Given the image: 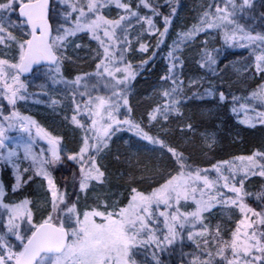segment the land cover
I'll return each instance as SVG.
<instances>
[{
	"label": "snow or ice",
	"instance_id": "1",
	"mask_svg": "<svg viewBox=\"0 0 264 264\" xmlns=\"http://www.w3.org/2000/svg\"><path fill=\"white\" fill-rule=\"evenodd\" d=\"M253 8L210 0L168 43L178 0H0V264H264V143L222 157L215 130L229 112L264 129ZM236 47L250 57L226 81L221 49ZM161 52L137 114L136 82ZM29 102L66 130L24 114Z\"/></svg>",
	"mask_w": 264,
	"mask_h": 264
},
{
	"label": "trees",
	"instance_id": "2",
	"mask_svg": "<svg viewBox=\"0 0 264 264\" xmlns=\"http://www.w3.org/2000/svg\"><path fill=\"white\" fill-rule=\"evenodd\" d=\"M161 3L162 0H160ZM210 2V0H209ZM252 3L254 6H264V0H253ZM253 10V9H252ZM250 11L251 13L249 14L251 17H254V19L250 18L247 20V23L250 24L252 27L256 25L255 30L256 31H264V17H261L259 14H253V11ZM181 26V25H180ZM178 25L175 24V30L178 31ZM172 35H175L173 31L171 32ZM169 42V40H168ZM154 44V41H152ZM209 48H221L220 42H215L213 46H209ZM242 52H247V49L243 48H229L226 51L224 49H221V55L220 59L224 61V63L221 65V68H224V65H229L233 60L238 57ZM165 53L161 52L160 56L158 58L157 64L154 68H152L149 72H145L136 82V87L134 91V95L132 98V103L134 106H136V111L137 114L142 112L144 110V107L147 104V97L152 96V91L153 89L158 86V76L163 73V67H164V57ZM195 52L189 53V65L188 68H186V74L191 73L192 70H194V67L191 62V57L195 56ZM227 55L228 58L224 59V56ZM139 59V58H137ZM254 83V81L252 82ZM235 95L237 96H242L245 95L244 92H238L237 90L232 91ZM199 107H210V106H199ZM198 111V106L194 103H190L186 108L185 112L186 114H193ZM194 119L196 122L199 123V115L197 114L194 116ZM226 119L227 123L221 129L220 135H222L223 143H226L227 140V145L223 146V148H220L218 150V155L222 157H226L231 154H240L239 151L243 149L247 153L250 149L253 147H259L261 146L262 143H264V129H262L259 125L256 128H246L242 125L237 124L238 118L235 117L231 112L227 113L226 116L224 117ZM207 127H213V123L211 122L210 124H205ZM230 127V128H229ZM227 130V132H226ZM232 130L239 132L240 137H241V143H235L231 141V138L228 139V135L231 137L230 133ZM235 132V133H237ZM232 143H230V142ZM224 145V144H221ZM116 148H120L121 151L124 150V148L118 144H115L113 146V150L115 151ZM202 159V158H201ZM120 166L113 163L112 164V171L115 172L117 168Z\"/></svg>",
	"mask_w": 264,
	"mask_h": 264
},
{
	"label": "rangeland",
	"instance_id": "3",
	"mask_svg": "<svg viewBox=\"0 0 264 264\" xmlns=\"http://www.w3.org/2000/svg\"><path fill=\"white\" fill-rule=\"evenodd\" d=\"M162 2L164 3L165 0H162ZM178 2H179L178 15L175 17L174 24L178 25V28H179L178 31H179L184 25H191L194 22L195 18L198 16V14L201 10V6L204 3L209 2V0H178ZM160 3H161V1H160ZM167 10H168L167 8L164 9V11H167ZM252 11H253V14H259L260 15L261 12H264V6H261V7L260 6H254ZM254 28H256V25L254 26ZM176 32H177V30L173 31V33L175 35H172L170 33L169 38H168V40H169L168 43H171L172 39H175ZM200 39L203 40V39H205V37L201 36ZM207 39H209V41H210L209 46H213L215 42H212V37L209 36V37H207ZM154 44H155V41H154ZM249 57H250L249 50H247V52H242L238 57H236L233 60V62H231L228 65L229 67H228L227 73L225 75V80L226 81L235 80L237 77L235 75V69L232 68V65L236 64L237 67H241V73H242L243 72L242 66L248 61ZM193 71L194 70H192V72ZM188 74H191V73H188ZM38 82L39 81H37V83ZM252 82L253 81L250 78L249 83L251 84ZM158 87H159V85L156 86L155 89H158ZM32 90L35 91V89H32ZM235 90H237L238 92H244V88L239 86V85L236 87H233L231 89V91H235ZM155 95H156V93L154 91H152V96H155ZM21 111L24 112V114H29V115L34 116V118L37 119L42 125L49 127L51 129H54L57 132H63L66 130L65 128H63L61 126L62 117L58 116L55 112H53L44 103L33 104V103L29 102V104L27 105V111H25L24 106H21ZM211 122L213 123V125L215 123H218V121H215V122L214 121H205V124H210ZM212 129H213V127L209 128V130H212ZM221 129H223V127L215 129L217 131L219 140L221 142L218 150L220 148H223V146L228 144L227 140H226V143H223V139L221 137L222 135H220ZM226 132H227V130H226ZM235 132H237V131H235ZM235 132H234V130H232V132L230 133L231 137L228 135V139L231 138L232 142L241 143L240 134L236 135ZM9 135L15 136V135H17V133L10 132ZM118 136H121V139H118L116 144L123 147V139L127 138V134H118ZM232 142H230V143H232ZM221 144H224V145H221ZM69 146L71 147L74 145L70 144ZM244 152L245 151L243 149H241L239 151L240 154H242ZM0 179H3L5 181L8 179V171L7 170L0 171Z\"/></svg>",
	"mask_w": 264,
	"mask_h": 264
}]
</instances>
